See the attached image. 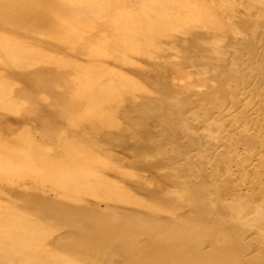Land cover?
Instances as JSON below:
<instances>
[{"label":"bare ground","instance_id":"1","mask_svg":"<svg viewBox=\"0 0 264 264\" xmlns=\"http://www.w3.org/2000/svg\"><path fill=\"white\" fill-rule=\"evenodd\" d=\"M260 116L264 0H0V264H264Z\"/></svg>","mask_w":264,"mask_h":264},{"label":"rangeland","instance_id":"2","mask_svg":"<svg viewBox=\"0 0 264 264\" xmlns=\"http://www.w3.org/2000/svg\"><path fill=\"white\" fill-rule=\"evenodd\" d=\"M255 115L256 114H253V115H251V117H255ZM264 117L263 116H260L259 118H258V121H260V120H262ZM256 120V119H255ZM255 157H252L249 161H248V165H251L252 163H254L255 162ZM250 167V166H249Z\"/></svg>","mask_w":264,"mask_h":264}]
</instances>
